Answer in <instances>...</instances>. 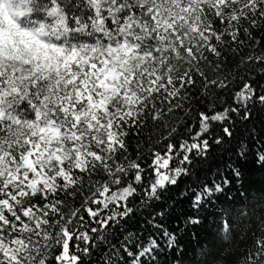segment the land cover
I'll use <instances>...</instances> for the list:
<instances>
[{
  "label": "snow or ice",
  "instance_id": "1",
  "mask_svg": "<svg viewBox=\"0 0 264 264\" xmlns=\"http://www.w3.org/2000/svg\"><path fill=\"white\" fill-rule=\"evenodd\" d=\"M257 122L264 0H0V264H264Z\"/></svg>",
  "mask_w": 264,
  "mask_h": 264
},
{
  "label": "trees",
  "instance_id": "2",
  "mask_svg": "<svg viewBox=\"0 0 264 264\" xmlns=\"http://www.w3.org/2000/svg\"><path fill=\"white\" fill-rule=\"evenodd\" d=\"M257 128L258 129H264V125L257 122ZM257 136H264V131H258ZM221 155H223V153L214 154V158L208 160L205 163L204 167H207L209 165L215 166L219 163H222V161L217 158ZM245 167L248 171V178H249V182H250L251 186L253 188L259 187L261 185V183L264 182V168H261L260 166L256 165L254 154H252V153L249 154V158L245 164ZM195 170L197 172H199L200 167L197 166V168ZM187 182H189V180H188V178H185V180L181 181V185H183ZM179 191H180V187L170 189V191L165 196V202L171 203L173 197ZM232 194H233V196H235L236 192H233ZM161 207H163L162 204L153 203L151 208L144 210L141 213H138L134 220L129 221L127 224V227L131 230L139 229L141 227V225L143 224L144 219L147 217L148 213L151 212L153 209H159ZM188 212H189L188 201L187 200L180 201L179 203H176L174 208L171 209L170 214L165 218V220L163 222L167 225L168 228H172L173 222L179 218L181 213L187 214ZM123 227H125V226H122V228ZM149 231H150V229H148L145 226L143 231H142V235L147 236L149 234ZM181 235L183 236V240L181 241V243H183L185 245L184 250L187 251L188 256L191 257L192 256L191 244L188 242L187 236H184V230L183 229H181ZM104 236L106 237V243H108L110 246L112 241H113V238L117 237V234L113 233V232H107L104 234ZM125 238L127 239V237H125ZM142 242L143 241H141V243ZM162 243H163L164 247H161L157 250V252L159 254L158 256L153 255L151 257H148L147 253H145L146 264H153V262H155V264H172V259H173L172 254H171L172 249L168 248V242L167 241H162ZM172 244L174 247L175 241H172ZM147 248H152L151 242L147 244ZM165 249H167V252L165 251ZM141 251H144V249H141ZM97 252L100 253L104 259H107L108 254L111 253V247H109V253H102L101 249H97ZM114 255H115L116 259L121 258L119 248L116 249ZM177 255H179V254H177ZM93 259L98 260L99 257H94ZM109 264H114V261H110ZM125 264H131V262L125 258ZM135 264H140V261L137 260L135 262ZM185 264H187V261H185Z\"/></svg>",
  "mask_w": 264,
  "mask_h": 264
}]
</instances>
